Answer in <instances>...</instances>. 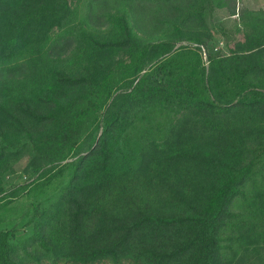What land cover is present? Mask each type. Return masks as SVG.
<instances>
[{
  "label": "trees",
  "instance_id": "trees-1",
  "mask_svg": "<svg viewBox=\"0 0 264 264\" xmlns=\"http://www.w3.org/2000/svg\"><path fill=\"white\" fill-rule=\"evenodd\" d=\"M73 1L0 0V62L47 43ZM214 2L264 28V10ZM113 17L117 33L85 32L94 52L79 68L54 67L31 99L0 102V207L66 177L33 205L27 234L0 229V264H233L244 239L264 243V30L206 63L199 35L174 24L170 35L144 38L125 14ZM187 107L209 117V130L154 167L140 164L151 122L169 124ZM25 148L41 163L7 188L1 172ZM250 199L254 212L235 208Z\"/></svg>",
  "mask_w": 264,
  "mask_h": 264
},
{
  "label": "rangeland",
  "instance_id": "rangeland-1",
  "mask_svg": "<svg viewBox=\"0 0 264 264\" xmlns=\"http://www.w3.org/2000/svg\"><path fill=\"white\" fill-rule=\"evenodd\" d=\"M236 4L264 10V0H236ZM114 14H125L133 31L144 38L170 35L174 32V24L184 35H199L204 41L200 51L206 63L208 53L229 55L243 51L249 38L264 30L253 31L236 14L231 15L225 7L216 6L214 0H172L168 5L156 0H74L72 15L61 28L53 30L47 43L16 60L0 62V102H11L17 97L31 99L35 91L50 84L54 67L67 71L79 68L94 52L85 32L97 37L117 33ZM180 43L197 44L186 39L177 42ZM159 121L160 118L151 122L138 144L139 162L146 167L156 166L159 156L169 148L194 143L203 131L209 130L211 122L194 107L179 109L169 124H158ZM40 163L35 152L25 148L5 164L1 172L4 186L11 188L28 182L35 176V168ZM65 179L61 176L53 180L38 193L23 191L0 207V229L13 228L15 239L27 234L31 229L27 220L33 205L46 201ZM235 208L254 212L256 203L254 199L238 200ZM232 262L264 263V243L257 244L254 236L244 239Z\"/></svg>",
  "mask_w": 264,
  "mask_h": 264
}]
</instances>
